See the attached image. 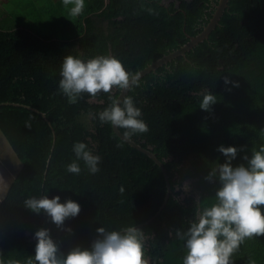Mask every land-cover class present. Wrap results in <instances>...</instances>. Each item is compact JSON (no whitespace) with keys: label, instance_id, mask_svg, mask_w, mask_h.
<instances>
[{"label":"trees","instance_id":"1","mask_svg":"<svg viewBox=\"0 0 264 264\" xmlns=\"http://www.w3.org/2000/svg\"><path fill=\"white\" fill-rule=\"evenodd\" d=\"M43 2L30 0L19 15L12 0L0 1V127L23 162L0 201V264L34 261L41 228L66 256L77 246L90 250L99 227L127 226L145 233L149 264H182L185 242L176 231L190 227L198 198L215 202L219 180L205 177L227 160L218 147L238 148L236 167L264 144V0H228L205 38L140 75L124 95L149 128L130 138L164 165L168 196L154 159L98 118L120 90L70 104L59 90L60 69L67 55H112L136 73L201 31L218 0H84L78 17L62 0ZM205 90L217 98L210 111L200 108ZM78 141L101 157L97 173L83 161L80 174L66 171ZM44 195L72 199L81 211L57 227L43 210L24 206ZM232 261L264 264V236L246 239Z\"/></svg>","mask_w":264,"mask_h":264},{"label":"clouds","instance_id":"2","mask_svg":"<svg viewBox=\"0 0 264 264\" xmlns=\"http://www.w3.org/2000/svg\"><path fill=\"white\" fill-rule=\"evenodd\" d=\"M71 17L82 14L84 0H62ZM151 11V9H149ZM59 90L67 97L70 104L78 102L83 94L91 98L100 93L111 94L113 89L122 93L139 86L140 74L126 69L122 61L112 55H98L86 61L79 56L64 57L60 69ZM229 78L225 77L228 84ZM200 108L210 111L217 102L216 95L205 90ZM142 111L135 106L131 96L112 99L108 107L99 112L102 124L108 123L116 129H124V137L143 134L149 131L143 119ZM227 160L216 163L205 179L209 182L218 178L220 187L215 193V202L203 205L197 199L194 217L190 227L177 230L176 238L184 241L186 255L182 264H233L232 257L246 239L264 236V144L252 149V155H245L247 166L234 167L232 161L238 154L235 146L220 145L217 149ZM73 152L76 159L66 166V171L80 174L78 161H83L88 171H99L101 157L93 154L85 142H75ZM184 189L189 185L185 183ZM124 192L123 186L120 188ZM24 206L36 213L42 210L51 221L63 228L65 220L76 217L81 211L78 202L68 199L62 203L60 196L49 198L29 197ZM67 231L71 232V228ZM98 237L93 240L91 249L77 246L65 256L50 235V230L41 228L34 236L38 241L35 255L27 264H149L145 257V233L136 226H127L121 231L106 230L99 227ZM9 264H20L9 261Z\"/></svg>","mask_w":264,"mask_h":264},{"label":"water","instance_id":"3","mask_svg":"<svg viewBox=\"0 0 264 264\" xmlns=\"http://www.w3.org/2000/svg\"><path fill=\"white\" fill-rule=\"evenodd\" d=\"M227 1L228 0H218V3L216 4V7L212 13V16L210 17L207 24L204 25L201 31H199L195 35L190 36L188 41H186L180 47L170 51L169 53L162 55L161 57L157 58L155 61L148 64L144 68L140 69L136 73H139L140 75H142L146 73L147 71L154 69L156 66L160 65L161 63L171 59L174 56L178 54H184L185 50H187L193 44L205 38L208 35V33L211 31V29L214 27V25L217 23L218 19L220 18L225 6L227 5ZM126 92L127 91L122 93L120 91L116 99L122 100ZM112 128L119 137H121L122 139L130 143L132 146H135L136 148L146 152L161 167L163 174L165 176V179H166V185H167L166 195L168 196V193L170 192L171 188H170L169 178L166 173V169L164 165L162 164V162L149 149L144 148L141 144L137 143L132 138L124 137L123 135L124 132H122L120 129H116L113 126ZM22 164H23L22 160L20 159L15 149L13 148L11 142L8 140L7 136L5 135L2 128L0 127V201L6 196L7 192L9 191L10 186L13 182V179L18 174Z\"/></svg>","mask_w":264,"mask_h":264},{"label":"rangeland","instance_id":"4","mask_svg":"<svg viewBox=\"0 0 264 264\" xmlns=\"http://www.w3.org/2000/svg\"><path fill=\"white\" fill-rule=\"evenodd\" d=\"M13 4L16 6V10L15 12L17 14H21V13H28L30 7H28L29 5V1L30 0H12ZM36 2H38L37 4H44L43 0H35Z\"/></svg>","mask_w":264,"mask_h":264},{"label":"crops","instance_id":"5","mask_svg":"<svg viewBox=\"0 0 264 264\" xmlns=\"http://www.w3.org/2000/svg\"><path fill=\"white\" fill-rule=\"evenodd\" d=\"M0 1H2V0H0ZM2 6H1V4H0V8H1Z\"/></svg>","mask_w":264,"mask_h":264}]
</instances>
